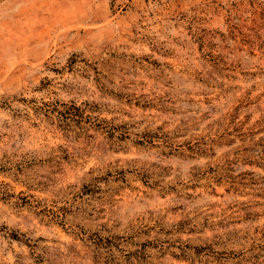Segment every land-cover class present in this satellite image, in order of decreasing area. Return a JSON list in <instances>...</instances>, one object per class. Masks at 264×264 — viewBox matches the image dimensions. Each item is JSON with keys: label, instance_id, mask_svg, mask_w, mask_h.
I'll use <instances>...</instances> for the list:
<instances>
[{"label": "rangeland", "instance_id": "1", "mask_svg": "<svg viewBox=\"0 0 264 264\" xmlns=\"http://www.w3.org/2000/svg\"><path fill=\"white\" fill-rule=\"evenodd\" d=\"M0 264H264V0H0Z\"/></svg>", "mask_w": 264, "mask_h": 264}]
</instances>
